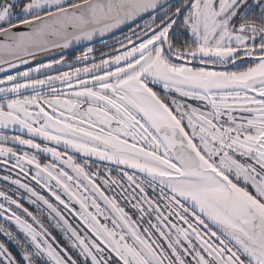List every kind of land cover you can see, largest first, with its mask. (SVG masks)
Returning a JSON list of instances; mask_svg holds the SVG:
<instances>
[{"label": "snow or ice", "instance_id": "snow-or-ice-1", "mask_svg": "<svg viewBox=\"0 0 264 264\" xmlns=\"http://www.w3.org/2000/svg\"><path fill=\"white\" fill-rule=\"evenodd\" d=\"M0 73V264H264V0H0Z\"/></svg>", "mask_w": 264, "mask_h": 264}, {"label": "flooded vegetation", "instance_id": "flooded-vegetation-1", "mask_svg": "<svg viewBox=\"0 0 264 264\" xmlns=\"http://www.w3.org/2000/svg\"><path fill=\"white\" fill-rule=\"evenodd\" d=\"M117 35H119V33H117ZM96 47H100V43H99V41L96 43ZM82 50H83V47L78 48V49H75V50L70 51V52H67V53H65V54H63V55H65V56L71 58V57H73L74 55H76L77 53H79V52L82 51ZM105 51H107V49H105ZM55 58H59V56H57V57H55ZM44 62H46V61H44ZM61 70L64 71V70H67V68H62ZM9 134L11 135L12 133L10 132ZM48 159H50V157H49ZM4 174H5V173H4L3 171H0V176H2V175H4ZM0 182H5V181L0 180ZM21 191H22V190H21ZM24 203H25V206H26V207H29V208H30V210H32V211H34V212L36 211L34 205H29V204L27 203L26 200L24 201ZM77 207H78V206H77ZM66 215H67V214H66ZM68 218H69L70 221H72V218H71L70 216H69ZM72 222H73V223H76V221H72ZM46 223H47V221H46ZM54 233L59 237V233H58V232H56V231L54 230Z\"/></svg>", "mask_w": 264, "mask_h": 264}, {"label": "water", "instance_id": "water-1", "mask_svg": "<svg viewBox=\"0 0 264 264\" xmlns=\"http://www.w3.org/2000/svg\"><path fill=\"white\" fill-rule=\"evenodd\" d=\"M97 42H98V41H97ZM86 44H87V42H82V44H80V45H76L74 48H71V49H69V50H66V51L63 52V53H59V52L53 53L51 57L41 56V57H40V61H41V62H44V61H46L48 58H55V57L59 56L60 54H65V53L70 52V51H73V50H75V49H78V48L84 47ZM33 63H34V62H33ZM23 67H24V66H21V70H23ZM3 75H4V73H0V77H3Z\"/></svg>", "mask_w": 264, "mask_h": 264}, {"label": "trees", "instance_id": "trees-1", "mask_svg": "<svg viewBox=\"0 0 264 264\" xmlns=\"http://www.w3.org/2000/svg\"><path fill=\"white\" fill-rule=\"evenodd\" d=\"M8 187L9 185L7 184V182H0V190L8 189Z\"/></svg>", "mask_w": 264, "mask_h": 264}]
</instances>
